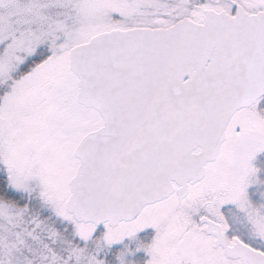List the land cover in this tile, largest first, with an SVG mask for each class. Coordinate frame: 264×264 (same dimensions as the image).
I'll return each instance as SVG.
<instances>
[{"label":"snow or ice","instance_id":"obj_1","mask_svg":"<svg viewBox=\"0 0 264 264\" xmlns=\"http://www.w3.org/2000/svg\"><path fill=\"white\" fill-rule=\"evenodd\" d=\"M0 264H264V0H0Z\"/></svg>","mask_w":264,"mask_h":264}]
</instances>
